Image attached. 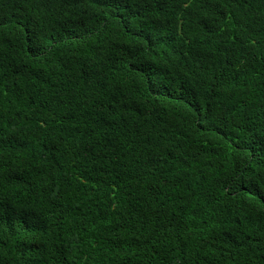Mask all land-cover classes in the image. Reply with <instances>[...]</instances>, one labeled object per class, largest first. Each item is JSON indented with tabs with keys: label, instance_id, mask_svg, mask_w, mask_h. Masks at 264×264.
Returning a JSON list of instances; mask_svg holds the SVG:
<instances>
[{
	"label": "trees",
	"instance_id": "obj_1",
	"mask_svg": "<svg viewBox=\"0 0 264 264\" xmlns=\"http://www.w3.org/2000/svg\"><path fill=\"white\" fill-rule=\"evenodd\" d=\"M0 264H264V0H0Z\"/></svg>",
	"mask_w": 264,
	"mask_h": 264
}]
</instances>
